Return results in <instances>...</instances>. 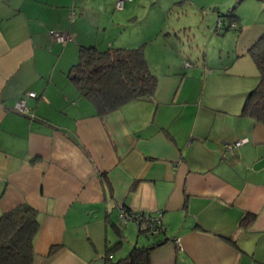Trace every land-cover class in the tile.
Here are the masks:
<instances>
[{
    "label": "crops",
    "instance_id": "0c3cea01",
    "mask_svg": "<svg viewBox=\"0 0 264 264\" xmlns=\"http://www.w3.org/2000/svg\"><path fill=\"white\" fill-rule=\"evenodd\" d=\"M178 1L207 7L214 34L209 17L235 3L240 29L208 33L215 57L167 65L152 96L99 116L68 68L79 45H135L121 30L135 15L90 17L91 0H0V212L38 210L32 264H109L133 245L150 246L147 264H264V123L240 112L259 79L248 48L264 0ZM50 29L72 38L57 43ZM19 98L27 113L13 108ZM121 208L160 213L163 231L141 239Z\"/></svg>",
    "mask_w": 264,
    "mask_h": 264
},
{
    "label": "trees",
    "instance_id": "16d2710c",
    "mask_svg": "<svg viewBox=\"0 0 264 264\" xmlns=\"http://www.w3.org/2000/svg\"><path fill=\"white\" fill-rule=\"evenodd\" d=\"M233 9L217 14L225 20L221 33L226 29H240L235 22L239 17ZM144 44L103 49L95 45H79L77 60L68 68L67 77L79 94L92 103L97 115H106L128 101L154 94L158 75L144 55ZM248 54L257 67L259 79L246 93L240 112L264 123V30L249 46ZM102 176L105 178V173ZM253 218L254 214L248 212L241 223L248 224ZM137 225L139 233L146 237L157 236L163 231L158 225V232H152L147 219L139 220ZM38 228V210L27 202L0 212V264H32L35 254L33 239ZM149 248L133 245L126 256L116 260L109 257V264H147Z\"/></svg>",
    "mask_w": 264,
    "mask_h": 264
},
{
    "label": "rangeland",
    "instance_id": "374dc122",
    "mask_svg": "<svg viewBox=\"0 0 264 264\" xmlns=\"http://www.w3.org/2000/svg\"><path fill=\"white\" fill-rule=\"evenodd\" d=\"M242 4L244 8L246 3ZM234 6L236 4L232 3L230 8ZM246 7L249 12L253 11L251 5ZM103 8L106 9V16H110L111 13L116 15L125 13V11H129L130 16L135 15L134 24L133 18L126 20L121 30L126 37L127 33L132 32L135 45L145 42L144 55L157 74L166 71L167 65H171L169 69H174L172 71L179 70L182 58L191 57V61L196 63L197 58L201 59L204 52L207 58H211L215 57L219 51V47L211 41L213 37L218 36L217 33L208 32L211 34V39L208 38V33L202 24V15L205 13L203 9L209 10L207 7L195 8L187 2L181 4L178 0H132L129 2L126 0L124 7L117 9L116 0H91L85 12L90 17H97L103 14ZM226 10L227 8L222 11L226 12ZM209 19L210 30L213 29V32H216L214 30L216 21L214 19L211 21V17ZM229 32L231 33L232 30H228L225 34ZM224 53H226L225 48L222 54ZM144 237L145 235H141L140 238L145 239ZM129 242L132 245L134 243L133 240Z\"/></svg>",
    "mask_w": 264,
    "mask_h": 264
},
{
    "label": "built area",
    "instance_id": "2783aa9c",
    "mask_svg": "<svg viewBox=\"0 0 264 264\" xmlns=\"http://www.w3.org/2000/svg\"><path fill=\"white\" fill-rule=\"evenodd\" d=\"M125 1L126 0H116V8L117 9L123 8ZM224 23H225V20H222L219 16H217L214 30L217 33H221ZM231 25L235 26V23H231ZM48 33L55 42L60 43V44L65 43L67 40H70L72 38L71 35L63 33V32L56 30V29H50V30H48ZM188 65H190V62L185 60L183 62V66H188ZM27 95L32 96V97L36 96L34 91H28ZM13 108L18 110L21 113H27L28 112V109H27L25 102H24V98L17 99L14 102ZM241 143H242V140H237L233 145L236 146V145H239ZM160 215H161L160 213L150 216L147 213H139V212H134V211L128 212L122 208H121V211L119 214V216L122 220V223H126L130 219L135 220L136 222H138L141 219H147L148 221H150V227H151L152 232H154V233L158 232L157 226L158 225L161 226ZM177 243H178V240H177Z\"/></svg>",
    "mask_w": 264,
    "mask_h": 264
}]
</instances>
